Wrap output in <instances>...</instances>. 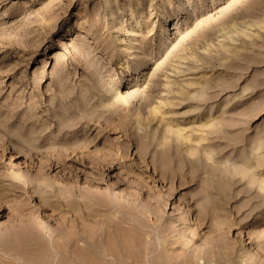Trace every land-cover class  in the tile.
Masks as SVG:
<instances>
[{
    "label": "rangeland",
    "instance_id": "374dc122",
    "mask_svg": "<svg viewBox=\"0 0 264 264\" xmlns=\"http://www.w3.org/2000/svg\"><path fill=\"white\" fill-rule=\"evenodd\" d=\"M0 264H264V0H0Z\"/></svg>",
    "mask_w": 264,
    "mask_h": 264
},
{
    "label": "bare ground",
    "instance_id": "6f19581e",
    "mask_svg": "<svg viewBox=\"0 0 264 264\" xmlns=\"http://www.w3.org/2000/svg\"><path fill=\"white\" fill-rule=\"evenodd\" d=\"M127 235V234H126ZM127 237H129L128 235H127ZM130 238V237H129ZM126 244V243H125ZM91 245H94V244H91ZM125 248V247H124ZM90 253V252H89ZM106 254V253H105ZM87 255V254H86ZM90 258V257H89ZM87 259H88V256H87ZM91 260V259H90ZM90 260H89V262H90ZM92 261V260H91ZM95 262V261H94Z\"/></svg>",
    "mask_w": 264,
    "mask_h": 264
}]
</instances>
